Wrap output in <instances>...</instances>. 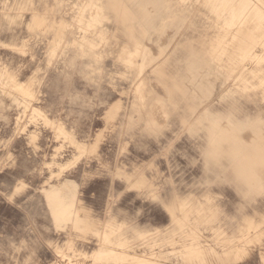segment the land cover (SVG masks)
I'll return each mask as SVG.
<instances>
[{
    "label": "rangeland",
    "instance_id": "1",
    "mask_svg": "<svg viewBox=\"0 0 264 264\" xmlns=\"http://www.w3.org/2000/svg\"><path fill=\"white\" fill-rule=\"evenodd\" d=\"M106 1L0 0V264H264V0Z\"/></svg>",
    "mask_w": 264,
    "mask_h": 264
},
{
    "label": "bare ground",
    "instance_id": "2",
    "mask_svg": "<svg viewBox=\"0 0 264 264\" xmlns=\"http://www.w3.org/2000/svg\"><path fill=\"white\" fill-rule=\"evenodd\" d=\"M95 1H98V0H95ZM223 6L224 7H230L228 2L223 3ZM96 8H97L96 15L94 16V18L92 20H89L91 22H100V21H102V19H104L107 16V12L108 11L112 12L115 15L121 11L120 5H118L116 3H113L112 0H107L105 5H101V6L96 5ZM248 8H249V4L247 3L246 0H239L236 9H234V10L232 9V12H231L230 15H231L232 18L235 16V14L242 15L243 13L246 12V10H248ZM120 18L121 19H125L127 17L125 15H123ZM129 32H130L129 37H132L131 31H129ZM102 37H103V35H102ZM85 43L89 44L88 41H85ZM134 44L138 45V43L136 41H134ZM129 53H130L129 51L124 50L122 57H123V60H125L126 62L132 63V61H134L133 60L134 56L129 55ZM138 53H140V52H138L136 50L135 54H138ZM141 53H142L144 59H148L149 61H153L152 57H148L147 58L148 54H147L146 50L141 51ZM152 89L154 90V88H152ZM112 113H113V109H112V111L111 110L109 111V114H112ZM212 126H213L212 129L208 133L209 148H212L213 150H217V149H219L222 146V144L224 142H227L228 140L231 141V140L235 139V135L233 133V129H231L229 126H222V125H220L218 123H214ZM245 131H250V129L246 128ZM239 139H241V136H239ZM242 139H244V138L242 137ZM250 139H251L250 141H249V139L246 140V144L248 146H243L241 144L239 149H243L244 150V149L250 148V146H251V147H253V149L255 151V153L253 155V161H263L264 160V130H262V128H259V129H256V131H252V138H250ZM230 141H229L228 145H230ZM233 147L236 148L237 145L236 144H232L231 148H233ZM238 154L239 153H237V152H231V155L234 158L237 157ZM241 161L243 163L242 164L243 166H247L249 164V162L251 161V159L248 158V156H243L241 158ZM172 218H173V216H172ZM233 252L236 253L237 257H239L238 256L239 253H240L239 250L234 249ZM186 254L189 256L190 261H193V263H194V261L197 262V263L205 261V257H204L203 252L200 251V249H198V248H196V249H186ZM94 257H96L97 259H104V260H107V261H112L115 264H117V262L121 261V260H127V262L125 264H155V262H152L151 260L143 258V257H137V256L128 257L124 253H116V252H114L112 250H109V249H106V248H103V247L100 248L98 251H96L94 253Z\"/></svg>",
    "mask_w": 264,
    "mask_h": 264
}]
</instances>
